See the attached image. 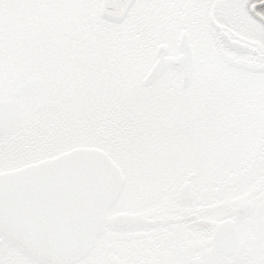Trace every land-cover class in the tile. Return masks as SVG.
Wrapping results in <instances>:
<instances>
[{"label":"snow or ice","instance_id":"6c2138e0","mask_svg":"<svg viewBox=\"0 0 264 264\" xmlns=\"http://www.w3.org/2000/svg\"><path fill=\"white\" fill-rule=\"evenodd\" d=\"M0 264H264V0H0Z\"/></svg>","mask_w":264,"mask_h":264}]
</instances>
